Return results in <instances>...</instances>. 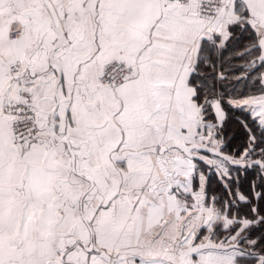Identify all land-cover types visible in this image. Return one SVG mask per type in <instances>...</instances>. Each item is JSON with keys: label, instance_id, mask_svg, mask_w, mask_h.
Segmentation results:
<instances>
[{"label": "snow or ice", "instance_id": "6c2138e0", "mask_svg": "<svg viewBox=\"0 0 264 264\" xmlns=\"http://www.w3.org/2000/svg\"><path fill=\"white\" fill-rule=\"evenodd\" d=\"M0 264H264V0H0Z\"/></svg>", "mask_w": 264, "mask_h": 264}, {"label": "trees", "instance_id": "16d2710c", "mask_svg": "<svg viewBox=\"0 0 264 264\" xmlns=\"http://www.w3.org/2000/svg\"><path fill=\"white\" fill-rule=\"evenodd\" d=\"M254 93V91H253ZM233 129H236V136H235V139H233L231 141V144L229 145V151L235 149L236 147L240 146L241 143H242V140H243V135L242 133L238 130L237 126L235 125V122H231L230 125H229V130H233ZM253 178V175L252 173H249L248 174V178L247 180H244L243 177H242V180H243V187L245 190L248 189V181H250L251 179ZM209 195H212L213 193H222L223 190L221 188H219L218 185L216 184H213L212 187L209 188Z\"/></svg>", "mask_w": 264, "mask_h": 264}, {"label": "crops", "instance_id": "0c3cea01", "mask_svg": "<svg viewBox=\"0 0 264 264\" xmlns=\"http://www.w3.org/2000/svg\"><path fill=\"white\" fill-rule=\"evenodd\" d=\"M253 94H255V92Z\"/></svg>", "mask_w": 264, "mask_h": 264}]
</instances>
